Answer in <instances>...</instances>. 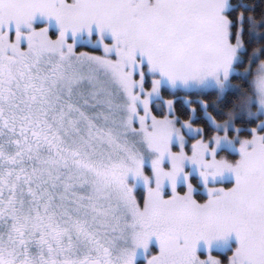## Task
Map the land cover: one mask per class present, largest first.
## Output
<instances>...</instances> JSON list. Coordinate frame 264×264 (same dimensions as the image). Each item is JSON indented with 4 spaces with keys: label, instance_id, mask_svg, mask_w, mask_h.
Here are the masks:
<instances>
[{
    "label": "snow or ice",
    "instance_id": "1",
    "mask_svg": "<svg viewBox=\"0 0 264 264\" xmlns=\"http://www.w3.org/2000/svg\"><path fill=\"white\" fill-rule=\"evenodd\" d=\"M0 264H264V0H0Z\"/></svg>",
    "mask_w": 264,
    "mask_h": 264
},
{
    "label": "trees",
    "instance_id": "2",
    "mask_svg": "<svg viewBox=\"0 0 264 264\" xmlns=\"http://www.w3.org/2000/svg\"><path fill=\"white\" fill-rule=\"evenodd\" d=\"M240 81H237V83H239ZM197 107H199V105H197Z\"/></svg>",
    "mask_w": 264,
    "mask_h": 264
}]
</instances>
